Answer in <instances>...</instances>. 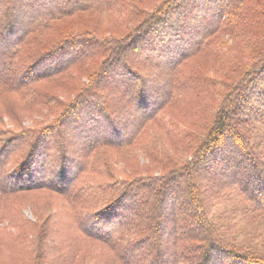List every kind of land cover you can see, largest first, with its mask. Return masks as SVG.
Wrapping results in <instances>:
<instances>
[{"label":"trees","instance_id":"1","mask_svg":"<svg viewBox=\"0 0 264 264\" xmlns=\"http://www.w3.org/2000/svg\"><path fill=\"white\" fill-rule=\"evenodd\" d=\"M0 264H264V0H0Z\"/></svg>","mask_w":264,"mask_h":264},{"label":"rangeland","instance_id":"2","mask_svg":"<svg viewBox=\"0 0 264 264\" xmlns=\"http://www.w3.org/2000/svg\"><path fill=\"white\" fill-rule=\"evenodd\" d=\"M15 13H19L18 12V9H16V11H15ZM26 19H27V15H21L20 16V20L21 21H26ZM144 54V53H143ZM142 54V55H143ZM145 55V54H144ZM16 79H19V77L18 78H16ZM154 81L155 82H158L159 83V80H158V78L157 77H155L154 78ZM161 82V81H160ZM160 84V83H159ZM162 91V89L160 88V92ZM124 111H128L129 110V107L128 106H125L124 107V109H123ZM122 113V112H121ZM118 114H120V112L118 113H116V115H118ZM26 123H28V122H26ZM220 180H219V177H216V179H215V181L214 182H212L211 183V187L212 188H214V186L219 182ZM62 207H63V205L61 204V203H59L58 204V206H56L55 208H56V210L58 209L59 210V212H62L61 211V209H62ZM20 215H22L25 219H29L30 221H34L35 220V217H34V215H33V210L29 207V206H24L22 209H21V213H20ZM167 215V212L165 211V216ZM8 221V220H7ZM7 221L4 223V225H7ZM163 226H168V221L165 219V221L163 222ZM13 229L12 228H10V229H8L7 231H12ZM169 231V230H168ZM170 232V231H169ZM4 234V233H3ZM4 236L6 237V235L4 234ZM169 251V250H168ZM2 253L4 254V251H2ZM168 258H169V256H168Z\"/></svg>","mask_w":264,"mask_h":264}]
</instances>
